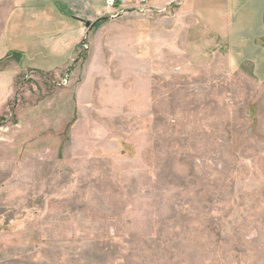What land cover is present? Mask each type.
<instances>
[{"label": "rangeland", "instance_id": "1", "mask_svg": "<svg viewBox=\"0 0 264 264\" xmlns=\"http://www.w3.org/2000/svg\"><path fill=\"white\" fill-rule=\"evenodd\" d=\"M134 3L0 110V264H264V71Z\"/></svg>", "mask_w": 264, "mask_h": 264}, {"label": "crops", "instance_id": "2", "mask_svg": "<svg viewBox=\"0 0 264 264\" xmlns=\"http://www.w3.org/2000/svg\"><path fill=\"white\" fill-rule=\"evenodd\" d=\"M134 1L117 0L118 7L108 9L107 0H0V110L8 105L22 78L50 75L62 81L57 84L66 82L64 77L93 24L110 12L133 7ZM148 3L166 9L175 4L192 40L212 42L216 53L229 57L231 65L255 62L264 71L257 45L264 40V0Z\"/></svg>", "mask_w": 264, "mask_h": 264}, {"label": "built area", "instance_id": "3", "mask_svg": "<svg viewBox=\"0 0 264 264\" xmlns=\"http://www.w3.org/2000/svg\"><path fill=\"white\" fill-rule=\"evenodd\" d=\"M117 0H108V4L110 6H114V4L116 3ZM138 2H145V0H138ZM122 3L124 4L125 3V0H122Z\"/></svg>", "mask_w": 264, "mask_h": 264}, {"label": "water", "instance_id": "4", "mask_svg": "<svg viewBox=\"0 0 264 264\" xmlns=\"http://www.w3.org/2000/svg\"><path fill=\"white\" fill-rule=\"evenodd\" d=\"M87 26L89 27V26H90V24H89V23H87Z\"/></svg>", "mask_w": 264, "mask_h": 264}, {"label": "trees", "instance_id": "5", "mask_svg": "<svg viewBox=\"0 0 264 264\" xmlns=\"http://www.w3.org/2000/svg\"><path fill=\"white\" fill-rule=\"evenodd\" d=\"M96 25H97V23H96Z\"/></svg>", "mask_w": 264, "mask_h": 264}]
</instances>
